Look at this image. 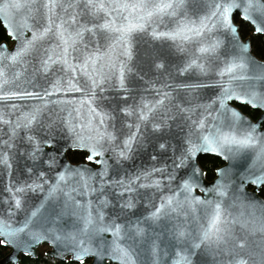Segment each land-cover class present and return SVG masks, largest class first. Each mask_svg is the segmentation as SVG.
Instances as JSON below:
<instances>
[{"label": "snow or ice", "instance_id": "1", "mask_svg": "<svg viewBox=\"0 0 264 264\" xmlns=\"http://www.w3.org/2000/svg\"><path fill=\"white\" fill-rule=\"evenodd\" d=\"M191 2L0 0V16L15 41L11 50L0 44V101H40L26 110L16 104L0 108V177H8L0 181V245L14 248L8 264H19L20 253L35 256V247L44 242L64 264H140L143 254V264H197L196 258L210 250L214 256L227 255V264H248L239 251L246 247L244 240L222 247L230 236L222 226L224 201L230 193L234 201L240 200L249 184L264 185V115L253 123L229 101L264 108V62L250 55L251 41L241 38L239 23L250 22L255 33H264V0H195V19L189 18ZM165 18L176 23L171 31L158 30ZM134 33L179 38L181 44L192 45L191 51L177 45L185 54L178 63L161 62L159 52H149L146 61L149 70L165 69L167 63L170 76L171 69L179 77L199 74L176 85L186 93L178 102L171 91H158L159 98L152 101L142 96L127 103V74L136 71L130 63L137 54ZM85 35L103 37L107 47L102 52L99 44L85 45L83 58H73ZM117 46L119 58L108 56L107 63L97 67ZM29 58L34 61L33 76H55L49 88L43 94L5 90L8 69L30 63ZM57 71L63 75L56 76ZM80 73L87 80L84 87L76 80ZM20 75L16 71L13 79ZM210 75L215 79H200ZM105 85L125 94L123 106L118 102L106 108L97 102ZM202 89H212V94L203 97ZM60 92H79L82 97L51 99ZM48 104L76 107L58 125L42 117ZM85 105L87 113L81 115ZM73 111L79 121L70 118ZM170 122L181 133L176 142L165 135ZM146 147L153 149L152 164L134 172L122 167ZM67 149L86 152L85 163H62ZM208 154L225 159L244 154L247 167L239 173L218 169L220 178L208 184L203 168ZM197 189L202 195L194 194ZM201 208L208 210L206 224L190 227Z\"/></svg>", "mask_w": 264, "mask_h": 264}, {"label": "water", "instance_id": "2", "mask_svg": "<svg viewBox=\"0 0 264 264\" xmlns=\"http://www.w3.org/2000/svg\"><path fill=\"white\" fill-rule=\"evenodd\" d=\"M192 10H195V0H192L190 4V13H189V18L195 19V17L191 15ZM57 12H59V9L57 10ZM126 14L127 13H125V15ZM237 15H239V13H237ZM246 23H248L251 26L254 34L262 36V41L264 42V33H259V34L255 33L254 26L250 22H246ZM0 24L6 32L7 22L2 18V16H0ZM157 27L159 31H165V32L171 31L173 28L176 27V23L170 18H165L163 23L157 24ZM7 37L12 42V44L8 45L5 41L1 42L0 44H6L8 49L11 50L15 44V41L8 35ZM242 39L244 41L250 40L249 38H242ZM133 41H134V49L137 54L134 56L133 61L130 63L133 64L136 71L127 74L126 85L127 88L129 89L127 103L131 105L134 102H139L142 96L145 98V100L152 101L154 100V98H159L157 95L158 91H171L172 96L176 98L174 102H178L179 98L184 97L186 93L183 89L176 88V85L181 83L182 81H187L189 76L194 81L199 74L198 73L186 74L185 77H179L175 75L174 69H171L172 75L170 76L167 63L165 69L156 70L153 68L152 70H149L146 61L149 52H151L153 55L159 52L164 56V60L161 62L167 61V62H171L172 64L178 63L184 59L185 54L177 51V45L180 44L181 47H187L189 51L192 50V45L181 44L179 38H177V40L175 41H173L168 37L152 39L149 35L143 33H134ZM107 43L108 41L103 37L92 39L90 36L85 35L84 44H79L77 46L79 48V51L73 52L72 57L75 58L79 56L82 59L83 53L87 50L85 48V45H87L88 48H95L97 44H99L101 51L103 52L107 47ZM120 51H121L120 48L117 46L114 51L109 52L102 59L98 60L97 67H99L101 64H106L108 60V56H111L113 60L119 58ZM249 53L257 61L264 62V60L257 58L251 52V47ZM29 60L30 63L22 67L18 66L16 68L8 69V77L10 83L7 86H5V90H27L30 92L32 91L40 92L41 94H43V90L49 88V85L52 82V80L55 79V76L48 74H40V73H36L35 76H33L34 61L32 60V58H29ZM73 62H75V60H73ZM58 67L59 65L56 66V68ZM16 71H20L21 75L18 79H13V74ZM136 72H139L140 75L139 76L136 75ZM62 75H63L62 73L58 71L56 72V76H62ZM140 76H143V79H140ZM63 78L67 79V76H63ZM200 79H204V80L215 79V77L214 75H210L207 78L200 77ZM76 80L81 87H84L87 82L86 77L83 75V73L76 75ZM165 84H167L169 87L168 88L163 87ZM105 88L106 91L103 94L97 93V98H98L97 102L101 103L106 108L115 107L118 102L121 104V106H123V97L125 96V94L123 92H120L118 89L109 88L107 85H105ZM199 94L203 97H207L212 94V89H202L200 90ZM101 95H103L106 99L100 101L99 97ZM73 97L79 100L82 97V93L60 92L53 95L51 99L52 100L72 99ZM38 103H40V101L35 99H28V98L10 100L7 102L0 101V108H3L5 104H8L9 106L11 104H16L21 109L26 110L27 108L36 105ZM234 104L247 106L253 110L259 111L260 114L256 120H252L248 115L244 114ZM229 106L240 112L244 117L251 120L253 123H256L261 118V116L264 115V108H253L251 105L241 103L240 101L237 100L229 101ZM74 107L76 106L48 104L46 110L42 114V117L46 121L55 120L59 125L62 119L69 118V110ZM87 110H88L87 105L81 107L80 108L81 115H86ZM15 115H18V113L14 114L11 118L15 119ZM119 115L122 116L123 114H119ZM70 118L73 119L74 121H79L80 119L79 117L76 116V113L74 111L72 112V116ZM134 119H135L134 117L129 118V121L132 122L134 121ZM170 125H171L170 129L165 130V135L173 142H176L179 139L181 133L179 129L176 127V123L170 122ZM262 125L263 124H261L260 126V131H264ZM61 151H64L63 146L61 147ZM70 151H81V150L67 149V151L62 157V163H66L72 166L85 163V161L78 163L70 161L68 159V153ZM84 154L86 155V152H84ZM149 154H154L153 149L151 147H146L144 149L138 150L137 152H134L132 154L131 159L123 163L122 167L125 170L134 172L139 168L148 166L153 163L149 159ZM208 155L217 157L222 163V165L215 170V177L210 181L206 179V183L208 184H211L212 182L220 178L217 174L218 169L219 170L230 169L231 172L239 173L242 172L245 167H247L244 154L230 159H225L221 155H215V154H208ZM247 162H250V155L248 157ZM109 163H111V161H109ZM21 164H23V161H21ZM90 166L94 169L99 167V165L96 164H91ZM7 179H8L7 176L0 177V181L2 182H7ZM227 182H228V176L226 174L225 183ZM263 186L264 185H261L260 187L257 188L249 184L246 186L244 195L240 200L234 201L231 198V193H230L229 194L230 198L224 201L225 213H224V219L222 221V226L226 227L229 230L230 236L228 237L229 239L228 245L222 247L230 248L232 247L233 243H235L236 241L244 240L246 247L245 249L239 251H241V255H243L244 258L248 261V264H260L261 256L264 255V198H262L259 195L260 189ZM141 191L145 196L148 197L154 195V193L151 190H141ZM194 194L202 195L199 189H197ZM36 203H39V201H36ZM142 206L143 205H141V207ZM207 211L208 210L204 208L199 209L197 212L198 219L193 221L190 227L206 224ZM42 245L47 247V249L44 252L46 256L62 261L56 255H54L53 246L47 242L41 243L38 246H36L35 247L36 255L30 258L37 257L38 248ZM1 246L7 248L8 252L6 255L0 258V264H8L7 258L10 253L14 252V248L10 245H1ZM249 253H254V255L249 256L248 255ZM21 256H25V255L23 253H20V259ZM139 259H140V264H143V262L147 259V255L143 254ZM196 259H197V264H200L201 261H203L204 264H221V262H223V264H227L229 257L227 255L214 256L213 252L210 250L207 255L197 257ZM111 264H116V262H111Z\"/></svg>", "mask_w": 264, "mask_h": 264}, {"label": "trees", "instance_id": "3", "mask_svg": "<svg viewBox=\"0 0 264 264\" xmlns=\"http://www.w3.org/2000/svg\"><path fill=\"white\" fill-rule=\"evenodd\" d=\"M239 23L242 25L241 29V37L242 38H249L251 41V52L259 59L264 60V42L262 41V36L254 34L251 26L244 22L239 21ZM6 42L8 45H11L12 42L9 40V38L6 35L5 30L0 24V43ZM237 106L244 114L248 115L252 120H256V118L259 116L260 112L257 110H253L247 106L244 105H238ZM264 128V124L262 125ZM84 152L81 151H70L68 153V159L72 162H80L84 159ZM222 165L221 161L211 155H207L203 159V168L204 171L207 173L206 179L212 180L215 177V170ZM259 195L264 198V186L260 189ZM46 246L42 245L38 248V255L36 258H30L26 256H21L19 264H64V261L56 260L54 258L48 257L44 254ZM6 252V249L2 246H0V258L4 255Z\"/></svg>", "mask_w": 264, "mask_h": 264}, {"label": "flooded vegetation", "instance_id": "4", "mask_svg": "<svg viewBox=\"0 0 264 264\" xmlns=\"http://www.w3.org/2000/svg\"><path fill=\"white\" fill-rule=\"evenodd\" d=\"M257 118H258V117H257ZM257 118H256V119H257ZM83 161H84V160H83ZM80 162H82V161H80ZM75 163H78V162H75ZM208 181H210V180H208ZM0 246H1V245H0ZM5 249H6V252L4 253V255H6L7 252H8V249H7V248H5ZM4 255H3V256H4ZM3 256H2V257H3ZM2 257H1V258H2Z\"/></svg>", "mask_w": 264, "mask_h": 264}, {"label": "rangeland", "instance_id": "5", "mask_svg": "<svg viewBox=\"0 0 264 264\" xmlns=\"http://www.w3.org/2000/svg\"><path fill=\"white\" fill-rule=\"evenodd\" d=\"M47 248H45V250H46Z\"/></svg>", "mask_w": 264, "mask_h": 264}]
</instances>
